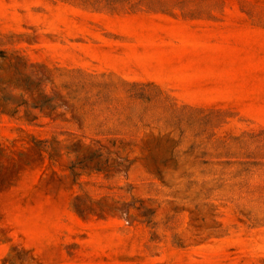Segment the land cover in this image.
<instances>
[{
	"label": "rangeland",
	"instance_id": "374dc122",
	"mask_svg": "<svg viewBox=\"0 0 264 264\" xmlns=\"http://www.w3.org/2000/svg\"><path fill=\"white\" fill-rule=\"evenodd\" d=\"M0 264H264V0H0Z\"/></svg>",
	"mask_w": 264,
	"mask_h": 264
}]
</instances>
